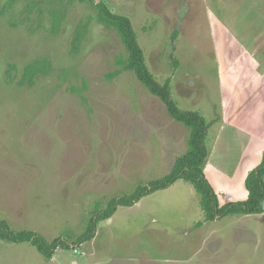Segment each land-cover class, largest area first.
<instances>
[{"label":"rangeland","instance_id":"obj_1","mask_svg":"<svg viewBox=\"0 0 264 264\" xmlns=\"http://www.w3.org/2000/svg\"><path fill=\"white\" fill-rule=\"evenodd\" d=\"M30 1L37 7L29 13ZM98 1L13 0L0 15V219L16 231L70 241L50 262L28 242L0 239V264H264V213L196 227L203 217L190 191L198 193L182 179L132 208L118 207L110 232L100 221L93 241L72 247L94 203L103 207L168 173L189 136L132 71L106 78L128 52L116 30L97 21ZM102 1L130 19L147 67L159 83L170 80L181 109L208 122L214 104L224 117L237 119V107L244 114L248 135L224 132V156L211 151L204 164L219 204L242 200L241 171L257 162L264 144L257 142L264 141V0ZM51 9L61 12L57 33ZM80 20L87 31L71 53ZM37 58H48L52 70L32 86L19 85L24 65ZM9 64L17 68L13 81ZM217 126L206 137L209 154ZM119 256L128 259L110 260Z\"/></svg>","mask_w":264,"mask_h":264},{"label":"trees","instance_id":"obj_2","mask_svg":"<svg viewBox=\"0 0 264 264\" xmlns=\"http://www.w3.org/2000/svg\"><path fill=\"white\" fill-rule=\"evenodd\" d=\"M13 0H7L5 6L0 9V15L11 7ZM60 1V0H58ZM81 3L94 2L95 0H77ZM37 7L36 1L26 4L25 11L32 12ZM97 9L96 19L99 23L108 28L116 30L121 42L128 52L127 58L116 59L118 66L106 74L107 79H113L122 71H132L136 78L147 88L150 94L158 97L166 107L168 115L182 123L188 130L186 151L175 158L173 165L168 173L161 177L151 179L145 184H138L129 193L110 198L106 205L99 207L96 202L89 210L90 217L87 219L81 233L74 238L72 247L81 245L95 237L97 224L114 214L118 206H131L138 202L143 196L154 191L165 189L178 179L189 181L200 196L199 206L202 210V220L197 221L198 227L205 221H211L232 214H260L264 213V151L262 152L259 163L252 168L244 179V187L247 191L245 199L237 201H227L219 204V199L210 181L204 173V164L209 155L206 137L211 125L204 116L196 110L181 109L170 94V80L159 83L145 63L143 51L137 41L134 28L130 19L109 9L102 0L95 3ZM39 13H42L38 8ZM51 15V31L57 33L61 27V12L56 9L49 11ZM91 17H88V21ZM88 22L80 20L77 22L70 51L77 52L87 31ZM176 33V32H175ZM175 35V34H174ZM52 70L51 61L48 58H37L24 65L17 83L19 85L32 86L35 84V76L49 74ZM6 76L10 81L18 77L15 64H9ZM82 102L87 103V98L79 94ZM0 239L12 243L28 242L47 260H50L58 247H69V240L57 236L52 240L46 239L42 234L32 229L13 230L8 222L0 219Z\"/></svg>","mask_w":264,"mask_h":264},{"label":"crops","instance_id":"obj_3","mask_svg":"<svg viewBox=\"0 0 264 264\" xmlns=\"http://www.w3.org/2000/svg\"><path fill=\"white\" fill-rule=\"evenodd\" d=\"M123 15H125V14H123ZM218 57V56H217ZM216 57V58H217ZM217 63L219 64L220 62H219V59H218V61H217ZM171 86V85H170ZM213 103H215V102H213ZM219 107V108H218ZM217 108V112H216V115H215V117H214V119H212V120H210L209 122H211V125H210V127L213 125V124H215V123H218V126L216 127V131H215V135H214V143H213V146H212V150H210V154H209V157H208V159H210V157H211V151H213V153L217 156V153H218V151H220L219 150V146H220V143H223V142H221V140L224 138V132H226V131H229L228 133L229 134H232V138L234 137V138H236L238 135H245V136H247L248 134L246 133V130L244 129V128H246V124L244 123V117L245 116H243L244 114H242V113H240L239 112V109H238V107L235 109H233V111H234V113L236 114V118L237 119H234L233 117H231V115H229L228 117H224V110H223V108L221 107V105H213V109L215 110ZM231 117V118H230ZM228 118H230V120L228 121ZM172 124V123H171ZM173 125V124H172ZM174 126V129H173V131L174 130H176L177 129V127L178 126H176V125H173ZM211 130H210V128H209V131L208 132H210ZM234 134V135H233ZM178 137V136H177ZM176 137V138H177ZM231 139V138H230ZM250 140H251V138H250ZM257 142H264V141H257ZM219 144V145H218ZM218 145V146H217ZM261 145H259V147H258V149H257V151H258V156H259V159L257 160V164L259 163V161H260V159H261V155H262V152L264 151V144L262 145V147H260ZM221 152V151H220ZM224 151H222L220 154H219V157H221L222 155L224 156ZM174 162V161H173ZM173 162L171 163V164H169V170L171 169V167H172V165H173ZM256 163H252L251 164V166L250 167H248V168H245V169H243L242 171H241V176H240V178H239V180H240V183H241V186H243V190H242V199H245L246 198V196H247V191H246V189H245V187H244V179H245V177H246V175H247V173L252 169V168H254L255 166H256ZM206 167V166H205ZM169 172V171H168ZM183 180V179H182ZM178 181H180L179 179L176 181V182H178ZM185 182V181H184ZM187 183H189V184H191L189 181H186L185 182V185L187 184ZM189 184H187V187L189 186ZM172 185H174V184H172ZM191 190V189H190ZM191 193H192V198L194 199L195 198V204L196 205H198L199 206V199H200V196H199V194L197 195V194H195V192H193V190H191L190 191ZM145 199H147V197L145 198ZM139 203V202H138ZM135 204H137V202L135 203ZM134 205V204H133ZM133 205H131V206H118V207H128V208H132V207H134ZM117 207V208H118ZM200 207V206H199ZM117 210V209H116ZM200 213H201V215H202V210H201V208H200ZM116 212V211H115ZM114 212V213H115ZM260 214H263V213H260ZM114 215V214H113ZM112 216H110L109 218H107V219H105V221H106V227H107V231H109L110 232V226H111V222H109V221H111V218ZM102 221H104V220H102ZM180 234L182 235H184V236H187L188 234L190 235V234H192V230L191 231H187V232H183V231H180ZM96 235H97V228H96V234H95V237H96ZM188 235V236H189ZM95 237L92 239L91 238V240L93 241L94 239H95ZM91 240H89V241H87V242H91ZM59 249V248H58ZM57 249V250H58ZM91 251L93 252V250L91 249ZM85 254V256H86V253H84ZM54 255H55V253H54ZM54 255H53V257H54ZM52 257V258H53ZM52 258L50 259V262L52 261L53 262V260H52ZM126 259H128L126 256H119V257H113V258H110V260H119V261H125ZM203 261V260H202ZM98 262V261H97ZM99 263V262H98ZM208 263V261H207V259L205 258V264H207ZM97 264V263H96Z\"/></svg>","mask_w":264,"mask_h":264}]
</instances>
